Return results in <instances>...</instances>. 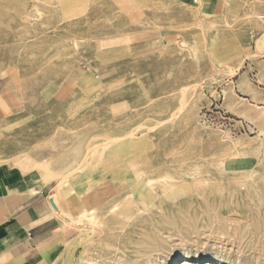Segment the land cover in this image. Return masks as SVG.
Returning a JSON list of instances; mask_svg holds the SVG:
<instances>
[{
	"label": "rangeland",
	"instance_id": "obj_1",
	"mask_svg": "<svg viewBox=\"0 0 264 264\" xmlns=\"http://www.w3.org/2000/svg\"><path fill=\"white\" fill-rule=\"evenodd\" d=\"M263 75L264 0H0V162L91 180L67 264H264Z\"/></svg>",
	"mask_w": 264,
	"mask_h": 264
},
{
	"label": "crops",
	"instance_id": "obj_2",
	"mask_svg": "<svg viewBox=\"0 0 264 264\" xmlns=\"http://www.w3.org/2000/svg\"><path fill=\"white\" fill-rule=\"evenodd\" d=\"M258 84L245 94L252 106L264 100V82ZM50 176L0 162V264H67L70 259L65 224L85 211L92 182L85 178L59 189Z\"/></svg>",
	"mask_w": 264,
	"mask_h": 264
},
{
	"label": "bare ground",
	"instance_id": "obj_3",
	"mask_svg": "<svg viewBox=\"0 0 264 264\" xmlns=\"http://www.w3.org/2000/svg\"><path fill=\"white\" fill-rule=\"evenodd\" d=\"M80 224V223H79ZM193 256H191L190 254H179V255H175L174 257L172 256V258L170 259V263L169 264H177V262L181 259L185 260H189L191 259Z\"/></svg>",
	"mask_w": 264,
	"mask_h": 264
}]
</instances>
